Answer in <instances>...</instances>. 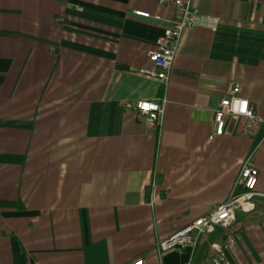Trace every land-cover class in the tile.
<instances>
[{
	"label": "crops",
	"instance_id": "1",
	"mask_svg": "<svg viewBox=\"0 0 264 264\" xmlns=\"http://www.w3.org/2000/svg\"><path fill=\"white\" fill-rule=\"evenodd\" d=\"M218 19L183 32L165 82L146 76L172 16L158 0H0V264H179L156 241L214 206L241 162L255 210L200 236L190 264H264V124L214 110L232 83L264 118V0H190ZM135 10L147 12L137 15ZM161 121L124 104L161 101Z\"/></svg>",
	"mask_w": 264,
	"mask_h": 264
},
{
	"label": "built area",
	"instance_id": "2",
	"mask_svg": "<svg viewBox=\"0 0 264 264\" xmlns=\"http://www.w3.org/2000/svg\"><path fill=\"white\" fill-rule=\"evenodd\" d=\"M158 4L169 5L172 8V16L158 39L156 47L147 53L154 68H144L141 71L146 76L166 83L183 32L200 26L213 29L218 19L197 13L190 0H158ZM134 13L142 16L149 15L142 10H135ZM165 102V98L161 101L136 99L126 102L124 106L145 115L149 125H156L160 123L163 116ZM230 115L241 118L239 134L242 136L254 135L259 127L264 124V118L255 111L249 100L240 94V86L237 83L231 84L228 93L220 99L217 108L214 110L210 140H214L224 133L226 117ZM257 179L258 169L252 164L251 157L248 156L241 162L228 198L214 206L207 214L195 218L167 237L157 240L156 249L158 253L161 255L169 251L179 253L187 251L189 259L179 264H190L193 250L200 236L213 232L216 227L224 229L230 227L235 221L237 211L250 213L255 210L254 197L257 194ZM234 243L235 238L231 234L226 236L223 244L213 243L212 263L229 264L226 251L233 248ZM128 264L144 263L143 259L137 258Z\"/></svg>",
	"mask_w": 264,
	"mask_h": 264
}]
</instances>
